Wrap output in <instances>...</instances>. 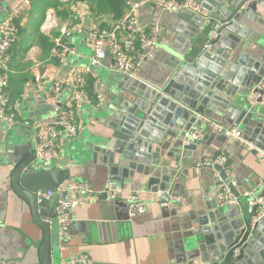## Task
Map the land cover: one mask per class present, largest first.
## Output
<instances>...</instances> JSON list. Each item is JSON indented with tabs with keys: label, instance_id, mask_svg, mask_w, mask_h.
I'll return each mask as SVG.
<instances>
[{
	"label": "crops",
	"instance_id": "crops-1",
	"mask_svg": "<svg viewBox=\"0 0 264 264\" xmlns=\"http://www.w3.org/2000/svg\"><path fill=\"white\" fill-rule=\"evenodd\" d=\"M20 1L4 0L3 5L11 7L12 10ZM91 1L32 0L28 10L17 20L20 26V39L10 51L8 92L17 108L18 115L14 125H5L0 122V264H42L40 247L44 232L34 221L28 203L13 189L12 176L15 168L11 163V155L16 146L22 151L29 149L31 154H34L37 133L34 122L45 119L49 112L42 111L44 103H42L41 87L48 82L50 84L68 77L76 67V64H73L72 69L66 71L65 65L51 58L54 47L53 38L59 32L47 33L42 29L48 9H56L62 22L76 15L75 22L82 25L86 31L93 26L112 24L117 20L107 8L103 14H97ZM202 4H208V1L201 0V6ZM10 11L6 12L1 20ZM194 14L190 11L169 13L152 3L142 7L141 23L162 24L164 35L160 39L162 49L154 59L146 61L140 67L137 73L138 78L155 87H160L166 82L171 73L169 68L171 67L170 57H172L168 46H171L181 35L180 29L184 32H194V24L190 21V16ZM260 14L264 19V9L260 8ZM262 30L260 36L264 42V25ZM68 42L77 48L80 54L89 55L91 52L85 33L75 34ZM192 43L195 41L189 40L184 35V40L179 41L178 48L186 51ZM206 43L207 40L203 42V45ZM213 47L208 49L211 50ZM241 52L249 55L248 61L260 59L264 53L256 44L245 46L244 42L237 46L234 57L240 56ZM101 70L106 103L103 102L104 104L101 103L96 107L86 106L78 114L79 134L73 140L61 142L62 163L59 166L68 167L71 170V179L86 181L96 189H102L109 181H113L123 187L125 193L135 191L148 203V210L144 214L130 216L124 197L110 200L104 195H94L82 199L81 205L69 212L73 222L68 234L60 236L56 232V246L60 254L55 253V257L61 255L63 263L81 255H87L90 259L89 264H179L174 241L185 229L183 219H175L170 217L171 214L163 213L157 194L147 188V177L136 175L133 179L126 180L125 186H122L111 179L105 165L106 154L93 151L94 146L100 147L103 134L113 132L109 123L113 119L120 118L118 112L125 110L122 91L116 83L117 77L110 81L111 72L106 69ZM37 75H43L42 82L35 80ZM87 87L90 88L89 85H85L86 89ZM249 91L245 94L247 97ZM201 95L206 97L207 93H201ZM212 102H218V98L210 97L207 103L208 107H217L218 104ZM253 114L258 116L256 119L258 122L251 121L249 125L253 129L257 127L261 130L255 134L252 141L249 139L250 136L243 133L250 146L236 142H228L224 146L217 141L207 146L201 140L198 141L197 150L192 151L188 159H181L176 167L178 174L175 178L180 186V192L174 195L183 199L180 203L182 207L180 215L191 214L195 217L196 211L205 209L208 203L224 209L229 206L219 204L212 180V169L207 166H197L204 157L213 155L219 149L227 151L230 162L229 176L238 181L241 189L251 190L264 177V107L257 108ZM224 115L232 117L228 111ZM222 117L220 113L215 112L213 117L209 118L230 126ZM233 126H238L242 130L240 125ZM168 171L169 164H166L160 172L164 175ZM67 195L73 196L72 193ZM231 207L233 205L229 206ZM233 221L234 219L227 218L223 223ZM225 232L220 233L224 235Z\"/></svg>",
	"mask_w": 264,
	"mask_h": 264
},
{
	"label": "water",
	"instance_id": "water-1",
	"mask_svg": "<svg viewBox=\"0 0 264 264\" xmlns=\"http://www.w3.org/2000/svg\"><path fill=\"white\" fill-rule=\"evenodd\" d=\"M207 1L208 4H202L205 13L190 16L194 32L180 29L181 35L168 46L172 56L171 73L162 86L155 87L138 77L111 72L109 79L113 81L117 77L125 110L118 112L120 118L109 123L113 132L103 134L100 147L94 146L93 151L106 154L104 160L111 179L122 186L136 175L147 177V188L157 194L163 213L183 219L185 229L174 241L177 263L264 264V204L251 205L250 198L246 197L226 209L208 203L205 209L196 211L194 217L180 215L182 207L173 199L180 192L175 181L176 167L181 159H188L198 148V142L184 141L182 132L194 124L204 126L198 114L213 117L215 112L220 113L230 126H242V132L250 136L251 141L261 130L249 125L258 116L253 114L257 110L249 107L245 94L264 81V53L260 59L249 61V55L244 52L234 56L237 46L243 42L245 46L256 44L264 51L260 36L264 25L260 8L264 9V0ZM3 3L4 0H0V19L11 10ZM184 35L195 43L181 51L178 44L184 40ZM205 40L210 41L213 49L203 45ZM201 93L207 96L201 97ZM213 96L218 102L212 103L218 106L208 107V100ZM227 111L231 118L224 115ZM213 141L224 146L236 142L221 131L208 129L202 143L209 146ZM18 148L16 146L11 155L15 168L13 189L28 203L34 221L44 232L40 247L42 264H68V261L63 263L61 255L55 257V253H59L56 206L60 198L67 197V193L59 194L57 190L71 180V170L68 167L37 168L35 155L29 149ZM222 154L228 156L225 149L215 151L212 156ZM166 164L169 171L162 175L160 171ZM216 168L228 180L223 168ZM41 190H52L55 194L39 201L36 192ZM259 196L264 197V188ZM227 218L234 221L223 223ZM221 231L226 232L223 235Z\"/></svg>",
	"mask_w": 264,
	"mask_h": 264
},
{
	"label": "built area",
	"instance_id": "built-area-1",
	"mask_svg": "<svg viewBox=\"0 0 264 264\" xmlns=\"http://www.w3.org/2000/svg\"><path fill=\"white\" fill-rule=\"evenodd\" d=\"M32 0H21L7 16L0 21V122L5 125H14L17 121V108L10 99L8 92L10 51L20 39V18L30 7ZM124 15L112 24H99L89 30L76 23V15L67 21H61L56 9L50 8L46 13L42 29L47 33L58 31L54 36V47L51 58L60 64H76L68 77L58 79L41 87L43 102L51 112L45 119L34 122L37 129L34 143V164L37 168L60 167L62 163L63 140H73L79 134L78 114L86 106H98L106 100L104 83L97 68L106 69L129 77H137L140 67L148 60L154 59L162 49L161 37L164 35V26L157 22L142 24L140 11L147 3L162 7L169 13L190 11L205 13L201 0H123ZM85 33L91 52L89 55L80 54L77 48L68 41L75 34ZM206 48L211 47L210 41ZM81 60H85L84 62ZM109 61V63H107ZM37 82H42L43 75H37ZM88 81V82H87ZM90 88L86 89L85 85ZM264 81L250 89L248 103L251 109L264 107ZM204 126L193 125L189 130L182 132L186 142H198L203 139L208 129L221 131L241 145L250 146L243 132L238 126H225L209 117L198 114ZM197 166H207L212 169V180L217 192L219 204L238 205L241 197L250 198V204H264V197L257 193L264 188V177L251 190L240 188L236 179L229 176L230 162L226 155L204 157ZM223 168L228 177L226 180L216 168ZM57 193H72L73 196L60 198L56 211L58 214L59 234H68L73 218L69 212L81 205L82 199L89 196L106 195L110 200L124 197L130 216L144 214L148 210V203L135 191L125 193L124 188L113 181H109L102 189H96L86 181L71 179L62 184ZM125 193V194H124ZM39 201L50 199L55 192L37 191ZM258 195V196H257ZM174 201L181 203L182 197L175 196ZM89 257L81 255L68 261V264H89Z\"/></svg>",
	"mask_w": 264,
	"mask_h": 264
},
{
	"label": "trees",
	"instance_id": "trees-1",
	"mask_svg": "<svg viewBox=\"0 0 264 264\" xmlns=\"http://www.w3.org/2000/svg\"><path fill=\"white\" fill-rule=\"evenodd\" d=\"M91 2L97 14H103L105 8H107L110 10L109 12L114 14L115 19H120L124 15L125 9L123 0H92ZM88 84L90 86V82Z\"/></svg>",
	"mask_w": 264,
	"mask_h": 264
},
{
	"label": "rangeland",
	"instance_id": "rangeland-1",
	"mask_svg": "<svg viewBox=\"0 0 264 264\" xmlns=\"http://www.w3.org/2000/svg\"><path fill=\"white\" fill-rule=\"evenodd\" d=\"M0 20H1V19H0ZM72 66H73V64H65V69H66V71L71 70V69H72ZM97 69H98V71H99L100 73H102L101 68H97ZM42 103H44V102H42ZM104 103H106V102H104ZM104 103H103V104H104ZM249 107H250V106H249ZM42 109H43L42 111L45 112V111H48L49 108H48L47 105L43 104ZM30 110H31V108H30ZM254 110H257V109H254ZM31 111H32V110H31ZM49 114H51L50 111L48 112V115H49ZM48 115H47V116H48ZM11 138H12V137H11ZM243 199H245V197H241V198H240V200H243Z\"/></svg>",
	"mask_w": 264,
	"mask_h": 264
}]
</instances>
